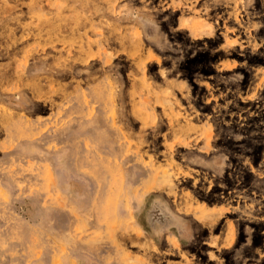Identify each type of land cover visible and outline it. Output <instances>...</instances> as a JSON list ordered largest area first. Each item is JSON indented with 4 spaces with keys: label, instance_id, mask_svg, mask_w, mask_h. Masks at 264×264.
Instances as JSON below:
<instances>
[{
    "label": "rangeland",
    "instance_id": "obj_1",
    "mask_svg": "<svg viewBox=\"0 0 264 264\" xmlns=\"http://www.w3.org/2000/svg\"><path fill=\"white\" fill-rule=\"evenodd\" d=\"M0 264H264V0H0Z\"/></svg>",
    "mask_w": 264,
    "mask_h": 264
},
{
    "label": "bare ground",
    "instance_id": "obj_2",
    "mask_svg": "<svg viewBox=\"0 0 264 264\" xmlns=\"http://www.w3.org/2000/svg\"><path fill=\"white\" fill-rule=\"evenodd\" d=\"M95 204V203H94Z\"/></svg>",
    "mask_w": 264,
    "mask_h": 264
}]
</instances>
